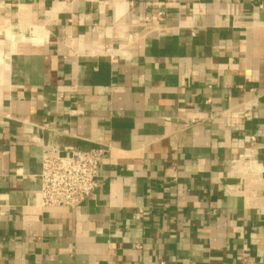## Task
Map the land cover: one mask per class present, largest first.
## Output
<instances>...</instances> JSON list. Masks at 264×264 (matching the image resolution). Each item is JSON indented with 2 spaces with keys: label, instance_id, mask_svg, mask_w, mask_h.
I'll use <instances>...</instances> for the list:
<instances>
[{
  "label": "crops",
  "instance_id": "0c3cea01",
  "mask_svg": "<svg viewBox=\"0 0 264 264\" xmlns=\"http://www.w3.org/2000/svg\"><path fill=\"white\" fill-rule=\"evenodd\" d=\"M0 264H264V0H0Z\"/></svg>",
  "mask_w": 264,
  "mask_h": 264
},
{
  "label": "built area",
  "instance_id": "2783aa9c",
  "mask_svg": "<svg viewBox=\"0 0 264 264\" xmlns=\"http://www.w3.org/2000/svg\"><path fill=\"white\" fill-rule=\"evenodd\" d=\"M250 119V113L244 114ZM106 150L53 149L42 157L38 199L42 208L76 209L100 187V165Z\"/></svg>",
  "mask_w": 264,
  "mask_h": 264
}]
</instances>
